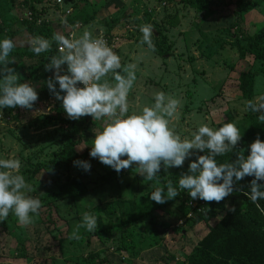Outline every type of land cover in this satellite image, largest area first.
<instances>
[{"label": "rangeland", "instance_id": "rangeland-1", "mask_svg": "<svg viewBox=\"0 0 264 264\" xmlns=\"http://www.w3.org/2000/svg\"><path fill=\"white\" fill-rule=\"evenodd\" d=\"M22 1L14 0L13 9L19 16L27 12ZM52 7L51 2L44 0L36 9H46L44 19L49 21L60 17L57 10ZM87 9L96 12L88 26L90 28L96 27L106 31L107 26L112 22L116 23L111 28L112 32L115 28L125 36L117 52L121 57V63L137 65V79L128 96L129 114L138 113L143 106H151L154 103V93L163 91L181 102L178 109L179 118L173 120L171 126L182 138L190 137L201 124H207L215 129L226 122H232L240 132H243L252 128L248 119L250 114L261 124L257 119V113L245 111L247 101L242 98V93L238 89V76L247 72L254 75L252 100H255L264 95V64L253 63L252 60H239L234 43L235 37L241 33L256 37L264 48L263 8L254 7L246 14L244 20L234 13L233 4L225 11L208 15L203 20V13H195L193 8L179 0H88ZM124 14L129 15L128 19H123ZM148 14L151 15L153 22H156V25L150 24L153 26V32L169 25L168 20L175 19L177 22L173 28L164 31L166 42L155 52L140 43L142 33L139 28L151 20ZM82 32L83 30L78 31L77 36ZM19 38L20 36H16L14 41L20 43ZM19 75L21 81L25 73L21 72ZM39 85L41 83L34 86L37 88ZM50 104H40L35 111L29 112L27 115L30 116L20 126L10 118H3L1 115L3 109H0V159H19L21 161L19 172L31 169V166L26 164L28 158L34 163L45 164L55 158L58 159L62 151L61 130L64 128L51 119ZM93 122L95 126L103 125V121ZM74 151L76 154L66 158V165L62 166L57 174L52 175L51 184L39 189L40 182L27 195L40 199L44 192L50 191L51 194H55L67 179L78 178L89 189V195L80 203L81 208L86 207L88 211L85 212L96 217L99 214L107 221L109 208H113L115 202L119 203V206L124 204L126 210L130 201L140 204L154 203L150 199V192L154 190V186H160L151 181L149 185L142 184L145 186L137 184L136 175H139L137 169L121 170L117 180L113 181L111 186H106L102 177L108 172L116 171L92 158L89 155L90 150L85 151L83 146L76 147ZM76 160L88 161L91 165L90 171L86 172L74 166L73 162ZM129 170L130 173H126ZM177 170L180 168H171L168 173H164L162 169V177L169 180V176H172L178 180L181 173ZM42 173L41 178H46L43 169ZM96 182H101L103 187H95ZM45 183L46 181H43L42 184ZM108 187L109 190L106 191ZM180 202L181 199L177 196L164 204L175 209L174 204ZM166 206L164 205L165 208ZM70 209L73 207L69 202H64L59 209V215L55 212L51 216L39 214L40 220L35 216L34 223L26 227L20 226L18 222L8 226L12 239L26 241L29 253L33 255L28 261L15 259L11 248L6 258L4 252L6 249L3 247L6 244L4 240L6 231L0 227V264H176L174 254L181 248L190 252L196 243L195 236L190 230L186 234L180 230L178 226L181 222L178 225H171L164 231L160 245L141 250L136 258H128L126 253L123 255L118 251L124 239L122 235L128 232L129 228L97 233L96 237L90 238L87 235L85 239L81 237L79 240L61 242L59 238L62 236L65 238L67 230L69 232L73 230V227L67 224V221L71 220L68 215ZM158 209L155 211L158 215L157 220L163 212ZM227 209L226 204L225 211ZM225 211L219 214L216 220H220ZM188 216L187 212L185 219H188ZM75 220L79 223V219ZM165 221L168 222L167 219ZM201 226H196L197 232L202 229ZM88 239L90 244L86 247L81 242ZM156 258L164 259L163 262H157Z\"/></svg>", "mask_w": 264, "mask_h": 264}, {"label": "clouds", "instance_id": "clouds-1", "mask_svg": "<svg viewBox=\"0 0 264 264\" xmlns=\"http://www.w3.org/2000/svg\"><path fill=\"white\" fill-rule=\"evenodd\" d=\"M61 22L66 24V18L61 17ZM81 26L83 32L79 36L57 32L51 40L34 36L27 44L37 56L49 52L53 42L57 45L58 55L44 64V70L52 73L44 83L55 100L61 102L67 118L80 120L90 116L93 121H103L102 129L94 134L89 155L118 174L135 165L144 180H156L157 184L161 169L168 173L171 168H183L185 161L195 155L187 172H181L178 188L171 180L166 189L154 186L150 192L152 201L164 204L186 191L188 218H194L199 211L208 210L207 203H220L234 192H243V186L237 184L251 177L249 191L243 194L264 214V207L258 203L264 200V141L259 134L248 145L246 156L240 150L234 160L218 163L217 157L233 152L242 139L236 124L226 122L215 129L201 124L190 137L182 138L171 126L179 118L181 102L163 91L154 93L151 106L129 114L128 96L137 79V65H122L121 57L108 46L102 34H97L101 29L90 28V24ZM139 31L140 43L155 52L153 26L141 25ZM15 47L10 38L0 40V109H32L39 95L36 87L21 82L19 73L10 66L14 61L9 56ZM245 111L257 113L259 122L264 123V95L247 101ZM73 163L86 172L91 169L88 161ZM20 168L21 161L17 158L0 159V221L6 220L11 212L19 225L26 227L34 223L42 202L27 195L34 189L20 174ZM228 210L235 212V205ZM81 228L95 231L97 217L85 212L69 239L79 240Z\"/></svg>", "mask_w": 264, "mask_h": 264}, {"label": "trees", "instance_id": "trees-1", "mask_svg": "<svg viewBox=\"0 0 264 264\" xmlns=\"http://www.w3.org/2000/svg\"><path fill=\"white\" fill-rule=\"evenodd\" d=\"M44 0H23L22 3L26 6V10L31 12V20L26 18V13L18 15L14 8V0H0V40L4 38H10L14 41L16 36H20V43L14 41L16 47L10 53L9 59L14 63L11 67H14L18 73L24 72L25 76L22 77L21 82H28L32 85L41 83L36 90L39 98L34 103L32 109L22 108H5L3 109V118H10L18 123V126L23 125L29 112L35 111L40 104L51 103L52 115L51 119L60 124L64 129L62 132L63 148L58 155V159H53L50 162L41 164L40 162L34 163L32 159L26 161V164L31 166V169L21 170L20 174L25 177L27 183L34 187L40 183L39 189L51 184L50 180L53 174H57L62 166L66 165V158L72 154H76L74 149L76 147H84L85 151L91 149L92 139L96 131L102 129V126H95L90 116L82 117L80 120H70L67 118L66 113L61 107V102L55 100L50 94L44 81L51 76V72L44 70V64L48 62L49 58L53 55H58L57 45L55 42L52 44V48L49 52L41 53L39 56L29 51L27 41L34 36H42L51 40L54 33H61L66 35L69 26L75 23L88 25L92 21V17L96 16L94 10L87 9L88 0H63L62 9L58 6L54 7L56 10H71L70 15L66 18L67 23H62L61 18L46 21L44 17L47 14L46 9L37 10L36 7L43 3ZM182 4L193 8L195 13H203V20L208 15L221 13L229 8L230 4L234 6V13L244 20L246 14L252 11L254 7L264 9V0H179ZM217 4V5H216ZM94 8L92 5H90ZM103 7V6H102ZM105 11V8L103 7ZM151 13V12H150ZM129 15L124 14L123 19H128ZM151 18V15L148 14ZM41 18L42 21L38 22ZM148 18V19H149ZM155 19V18H154ZM164 20H166L164 18ZM154 20L149 19L148 24H155ZM167 21V20H166ZM169 25L162 26V29L155 30L153 33V43L156 49L166 42V36L164 31L166 29L173 28L177 22L175 19L168 20ZM116 24L112 22L107 26L105 34L111 37H120L124 39V35L120 34L113 29L112 26ZM162 24V22H161ZM117 32V33H116ZM234 48L237 52L239 60H252L253 63L264 64V48L256 37L246 36L241 34L235 37ZM120 47L115 51L116 53ZM251 57L252 59H249ZM253 78L254 75L251 72L240 73L238 76L239 90L242 93V98L246 101L253 98ZM43 81V82H42ZM58 88V85H57ZM187 94H189L187 92ZM49 100V102H48ZM51 110V109H50ZM22 115H25L22 117ZM250 120V129L243 130L241 132L242 139L238 142L233 152L227 153L224 156L217 157L218 163L230 162L236 158V153L240 150H244L245 156L248 154V145H250L255 139L257 134L262 141H264V123L259 124L254 117L250 114L248 116ZM65 153V154H63ZM203 154V153H199ZM126 158V157H122ZM196 157L193 155L186 161L183 168L177 170L178 173L185 172L188 169L190 160H194ZM59 161V162H57ZM135 165L130 169L135 171ZM45 171L46 178L42 179L41 175ZM126 172V173H130ZM163 171L158 174L157 179L160 187H166L169 180L172 181L173 186L178 188V180L169 176V180L162 177ZM120 173L108 172L102 179L105 181L106 186H111L113 181L117 180ZM251 177H246L244 180L237 184V187L243 186V192H234L229 197L220 203L211 202L208 204L209 208L205 212L199 211L195 214L194 218H186L187 209V192H181L178 196L181 199L180 204H174L175 209L164 207V205L157 204L156 202H148L146 204L136 203L130 201L128 203V209L123 205L119 206V203H114L113 208H109V220H105L97 215V228L93 232H88L85 229H80V237L86 238V236L96 237L97 233L109 231H119L128 229L122 237L121 246L118 249L119 254L126 253L128 258H136L143 249L153 248L156 245H160L164 238V231L172 225H178L180 230L185 234L190 230L195 236L196 243L187 252L185 248H181L174 254L173 258H176V264H264V214H262L255 205L245 196L243 193L248 192V183ZM137 184L140 186L149 185V181L144 180L140 175H136ZM46 181L45 184H42ZM157 183L156 180L151 181ZM97 183V182H96ZM95 183V187H103L100 183ZM145 185H142L144 184ZM109 190V187L106 191ZM37 193V192H36ZM89 195V189L78 178L67 179L64 184L59 187V190L55 194H51L50 191L44 192L40 200L42 202L39 214L44 216H51L54 212L59 215V209L64 202H69L73 209L68 211V215L71 220L67 221L69 227L75 228L78 222L75 219H79V223L82 220V215L88 209L81 208L80 203ZM261 207H264V200L258 201ZM228 208L235 205L236 211L230 212L228 209L225 211V205ZM186 205V206H185ZM160 208L161 217L156 219L158 215L155 214L156 210ZM225 214L216 220L215 218L223 213ZM154 217V219H153ZM38 219L39 215H38ZM168 220V222L165 221ZM49 220V219H48ZM18 222L17 217L13 213H9L6 220L0 222V227L6 231V244L3 247L6 249L5 256L8 258L10 248L15 255V259L22 261L30 260L33 255L29 253L28 246L25 240H14L10 233L8 226L15 225ZM204 225H200V224ZM75 224V225H74ZM210 225V226H209ZM196 226H201L202 229L197 232ZM73 231V230H72ZM72 232L67 230L65 238L62 236L59 238L62 241L70 240ZM183 236H185L183 234ZM83 241V240H82ZM102 241V240H101ZM64 243V242H63ZM86 247L90 244L89 239L86 242H81ZM1 259V257H0ZM164 258H156L157 262H163Z\"/></svg>", "mask_w": 264, "mask_h": 264}, {"label": "built area", "instance_id": "built-area-1", "mask_svg": "<svg viewBox=\"0 0 264 264\" xmlns=\"http://www.w3.org/2000/svg\"><path fill=\"white\" fill-rule=\"evenodd\" d=\"M50 2L52 4V6H53L52 8L58 6V7H60L62 9V7H63V0H50ZM57 13L60 14V17L59 18H61V17L67 18L70 15L71 10L70 9H68L66 11L57 10ZM26 18L28 20H31V18H32L31 12H27L26 13ZM41 21H42V19L39 18L37 23H39ZM81 27L82 26L79 23H75L73 25H70L69 26V29L70 30H68V32L66 33L65 36H71L72 34H75L77 36V32L81 30ZM97 34H102L103 38L107 41L108 46L112 47L114 51H116L120 47L121 42H122V40L120 39V37L115 36V37H111L110 38V36L107 35V34H105L104 31H98ZM80 86H82V85H80Z\"/></svg>", "mask_w": 264, "mask_h": 264}]
</instances>
